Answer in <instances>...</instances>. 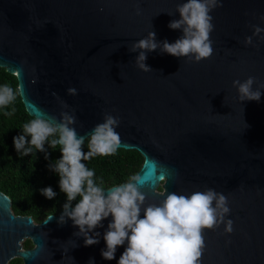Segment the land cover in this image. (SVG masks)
Returning a JSON list of instances; mask_svg holds the SVG:
<instances>
[{
	"label": "water",
	"instance_id": "obj_1",
	"mask_svg": "<svg viewBox=\"0 0 264 264\" xmlns=\"http://www.w3.org/2000/svg\"><path fill=\"white\" fill-rule=\"evenodd\" d=\"M186 2L0 0V67L17 76L30 115L57 122L62 112L74 115L78 137L87 139L106 114L119 118L117 148L144 158L135 175L144 180L138 187L146 197L140 218L170 193L224 194L233 231L223 223L203 229L198 264H264V88L259 101H240L232 86L249 76L264 84V40L253 36L255 46L244 44L253 25L264 29V0H222L210 13V58L194 62L157 48L146 52L152 70H140L141 50L131 52V45L151 31L157 41L174 43L183 30L168 25L181 19L177 5ZM119 185L104 189L105 196ZM62 212L37 222L15 214L0 191V264L14 257L23 264H117L127 241L114 259L101 256L111 215L89 233L98 232L99 243L85 246L71 219L58 223ZM26 239L32 248H24Z\"/></svg>",
	"mask_w": 264,
	"mask_h": 264
},
{
	"label": "clouds",
	"instance_id": "obj_2",
	"mask_svg": "<svg viewBox=\"0 0 264 264\" xmlns=\"http://www.w3.org/2000/svg\"><path fill=\"white\" fill-rule=\"evenodd\" d=\"M217 7H222V0H187L177 5L181 19L170 21L168 27L182 29L183 35L174 43H169L167 40L157 41L155 32H149L146 38L134 42L129 49L131 52L141 50L136 57V66L144 72L151 71L145 63L146 52L157 48L162 53L187 57L194 62L210 58L213 42L209 37L214 30L210 13ZM136 14H140L139 7ZM252 27L253 34L245 37V46H255L253 36L264 40V36L260 35L264 29L256 25ZM254 84H257L255 89ZM232 86L237 89L240 101H259L260 89L264 88V84L258 83L252 76L243 82L234 80ZM67 93L76 95L77 90L69 88ZM15 98L16 93L10 86H0V107L7 106ZM60 115L58 122L56 117H40L25 123L23 134L13 137L14 148L19 155L27 156L34 146L48 159L45 143L48 142L52 149L60 146L61 158L49 165L50 170L59 175V188L67 197L58 223L63 225L67 222L66 218L71 219L73 225L79 228L76 235H82L84 245L91 246L99 243L100 234L96 232L90 236L89 233L103 227L101 221L111 215L113 219L103 235L106 250H101V256L105 260L114 259L117 247L127 241L117 264H198L205 247L203 229L214 230L223 223L225 232L233 231V221L225 220L230 212L227 197L211 188L188 196L167 194L160 205L150 204L144 208L143 218H140V213L146 197L138 187L144 183L141 176H133L129 182L109 188L105 196V190L94 183V171L81 161L94 156H108L116 151L120 144V136L115 131L119 118L108 114L104 116V122L96 125L87 137L89 143L85 153L82 145L86 138L78 137L72 127L76 117L67 112ZM57 133L59 138L49 141V137ZM26 136L30 137V141ZM40 191L47 199L56 196L50 186ZM78 195L82 198L72 207L71 202ZM51 218L48 217L45 222ZM89 264L93 261L90 260Z\"/></svg>",
	"mask_w": 264,
	"mask_h": 264
},
{
	"label": "trees",
	"instance_id": "obj_3",
	"mask_svg": "<svg viewBox=\"0 0 264 264\" xmlns=\"http://www.w3.org/2000/svg\"><path fill=\"white\" fill-rule=\"evenodd\" d=\"M10 86L16 98L5 107H0V191L10 196L12 210L17 215H31L40 222L50 214L58 213L67 202L66 194L59 188V175L50 170L49 165L55 164L61 158L60 146L52 149L48 142L45 153L33 146L32 153L19 155L13 144V137L23 134V125L35 119L25 108L19 91V82L15 74L0 67V86ZM58 133L51 139H58ZM30 141V137L26 136ZM87 138L82 151H88ZM144 162L141 153L136 149L117 148L108 156H94L87 161L82 160L86 167L93 170L96 186L106 189L113 185L126 183L135 176ZM51 187L56 193L53 199H47L41 194V189ZM82 197L79 195L71 202L74 207ZM24 246H32L30 239L24 240ZM21 259L15 258L10 264H20Z\"/></svg>",
	"mask_w": 264,
	"mask_h": 264
},
{
	"label": "flooded vegetation",
	"instance_id": "obj_4",
	"mask_svg": "<svg viewBox=\"0 0 264 264\" xmlns=\"http://www.w3.org/2000/svg\"><path fill=\"white\" fill-rule=\"evenodd\" d=\"M32 242V241H31ZM23 246H24V242H23ZM33 247V243H32V246H30V247H25L24 246V248H32ZM15 258H19V259H21V263L20 264H23V260H22V258H20V257H14L13 259H15ZM12 259V260H13ZM12 260H10V262L12 261ZM10 262H9V264H10Z\"/></svg>",
	"mask_w": 264,
	"mask_h": 264
}]
</instances>
